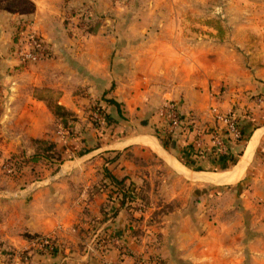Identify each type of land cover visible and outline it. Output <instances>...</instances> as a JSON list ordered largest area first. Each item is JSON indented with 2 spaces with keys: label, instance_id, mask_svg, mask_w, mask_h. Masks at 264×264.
<instances>
[{
  "label": "crops",
  "instance_id": "1",
  "mask_svg": "<svg viewBox=\"0 0 264 264\" xmlns=\"http://www.w3.org/2000/svg\"><path fill=\"white\" fill-rule=\"evenodd\" d=\"M34 2L35 11L28 24L38 29L43 48H50L51 54L31 64L33 68L28 70L32 71L31 84L17 82L0 86V139L4 141L0 143V160L16 153L33 154L37 148L34 138L51 136L55 114L46 99L35 92L36 87H49L58 91L60 104L77 114L78 126L88 135L94 134L85 110L91 99L105 108L118 127L162 130L167 141L179 151L170 153L164 146L167 141L162 140L159 145L153 139H143L165 160L164 164L156 161L146 166L151 180L149 192L154 199L160 195L167 201L183 200L164 213L159 225H144L146 232L138 240L131 232L134 223H131L127 207L122 205V196L114 191V184L106 175V166L101 163L102 157L110 151H93L99 147L78 151L87 161L72 163L69 160L74 159H65L55 175L48 174L49 179L44 176L45 183L33 191L8 197L0 195L2 264H105L106 259L119 257L122 244L136 254L158 253L166 264H264V160L254 173V184L241 188L244 209H237L232 201L233 207H227L231 210L220 212L219 219L209 218L199 205L190 204L191 195L195 191L199 193L200 184L181 179L175 173L169 179L166 164L168 162L182 173L192 171L218 182L223 177L228 181L243 178L245 166L240 165L247 158V152L230 173L210 170L212 164H221V171L235 166L237 162L233 159L240 141L220 151L212 144L209 130L221 122L218 115L231 113L237 117L243 131L252 130L250 135L263 128L259 141L264 140V123L258 125L257 121L262 114L260 111H264V101L254 96L264 91V81L259 79L264 78V66L255 70L239 66L235 71L226 69L218 75L209 65L199 73L198 79L187 80L181 73L179 75L180 58L167 54L154 62L147 40L121 47L117 46L115 38L101 37L96 32L84 40L69 37L65 31L66 13L71 6L85 8L84 0ZM241 6L254 13V17L249 16L240 25L246 33L242 34V41L246 38L261 44L259 55L264 61V0H246ZM174 66L178 69H175L177 76L173 74ZM154 75L164 84L163 89L160 86L162 94L156 107L152 97ZM103 96L114 98L119 104L109 103ZM168 103H174L182 116L175 132L168 129L169 116L164 112ZM141 135L121 136L113 143L128 147ZM257 139L258 135L254 143ZM36 163L21 164V169L36 168ZM126 164L127 168L120 169V174L130 173L135 168L130 162ZM158 168L167 175L157 187L159 189H155L153 175ZM127 178L129 186H125L129 194L134 193L138 181L135 176ZM27 231L54 237L62 246L61 250L42 252L33 239L24 235ZM99 232L116 236L107 241L102 253L89 251L88 243ZM151 232L152 236L154 232L158 236L154 246L147 244L153 238ZM11 249L15 253L9 261L7 251ZM23 254H28L29 258L25 260Z\"/></svg>",
  "mask_w": 264,
  "mask_h": 264
},
{
  "label": "rangeland",
  "instance_id": "2",
  "mask_svg": "<svg viewBox=\"0 0 264 264\" xmlns=\"http://www.w3.org/2000/svg\"><path fill=\"white\" fill-rule=\"evenodd\" d=\"M20 1L0 0V86L6 83L17 82L31 84L33 78L32 71H28L33 68L31 64H35L51 54L50 48H43V44V55L41 59L29 60L23 58L22 51L30 49V33L33 32L39 37L40 35L36 27L34 28L31 26L32 24H28L32 20V13L35 11L36 4L34 0H28L21 4ZM84 1L86 3L85 8L77 9V7L71 6L70 11L66 13L64 20L65 31L69 37L84 40L86 36L96 32L101 37H107L109 39L115 38L117 46L121 47H129L131 43L147 40L146 42H149L148 47H151V52L154 56V62L159 61L161 57H167V54L176 55L177 58H180L179 75L181 73L183 78L187 80L192 79V77L198 79L200 76L199 73H203L205 67L209 65L212 66V71L215 72L216 70V74L218 75L226 69H229L228 71H232L231 69L235 71L239 66L253 68L252 70L264 66V61L259 55L262 45L249 42L246 38L245 41H242V34L245 35L246 33L240 28V25L242 21H247L249 16L254 17V13L246 11V7L242 8L243 6H241L246 0ZM10 3L13 4L12 7L14 8H11ZM14 4H17V6ZM174 67L173 74L177 76L175 72L177 68L176 66ZM198 69H200V72ZM152 79L154 106L159 103L158 99L162 94L160 86L163 89L164 87L162 86L164 84L155 75ZM259 79L264 81V78ZM220 86L222 89L226 87L224 84ZM35 92L37 95L46 99L51 108L55 105L58 98L57 90L49 87H40L37 89L36 87ZM263 92L255 94V99L257 98L256 100H259L260 98V101H264ZM1 100L0 95V102ZM94 112L95 110L92 111V116L90 117L87 114L88 121L91 122L90 125L94 132V134L90 135L81 126H78V116L77 120H71L72 117L69 115V123L66 125L61 117L54 115L51 136L41 137L55 141L54 149L48 152V154L46 152L44 153L43 148L47 144L45 142L39 144L34 141L35 144L38 143L34 152L41 151L39 162L32 159L26 160V156L20 157L19 155H23L24 152L10 155L3 160L1 159L0 195L8 197L29 193L45 183L42 180L44 176L46 177L48 174L55 175L58 166L65 159H74L73 161L69 160L72 163H79L83 160L87 161L85 157L80 156L78 151H90V149L92 151L93 148L99 147L93 151H110L109 154L102 157V164L116 170L117 172L115 173L119 177L126 175L133 179L132 177L135 176V180L138 181V185L134 187V193L131 192L129 194L127 187L126 190L130 196L128 203L132 207V209L128 207V212H133V215L130 216L131 223H134L131 226V232L133 236L141 240V236L146 232L144 225H159L160 222L155 218L157 216L161 217L162 221L164 213H161V209L165 203L170 202L173 207H176L183 200V198H174L171 201H167L162 199L160 195L154 199L150 192H147L149 195L147 203L137 198L138 189L144 188L145 184L151 181L149 178V170L146 169V166L156 163V161L165 163V160L160 155L158 156L155 150L149 145L145 144L143 139H153L159 145H162V140L167 141V139L163 136L162 130H151L141 126L126 130L118 127L117 123L112 125L104 122L103 116L99 118ZM260 113L262 114L258 115V125L264 123V111H260ZM250 131L252 132V130ZM156 132H158L157 135L155 134ZM262 132L263 128H259L252 135L245 138V141L242 140L238 144L237 154L235 156L237 164L235 166L229 167V170L221 171V164H212L210 169L217 173H230L242 160L244 153L247 152V158L244 159V162L240 166H245V169L249 167L247 176H245L244 169L241 175L243 178L240 177L236 180H225L223 182L195 178L191 174L196 175V173L192 171H189L188 174L181 173L166 162L170 171L168 172V178L171 179L175 173L181 179L193 181L196 184L199 183L201 187L199 193L196 191V193L194 192L195 194L192 193L190 204L195 207L199 205L209 218L216 217L219 219L220 212L225 213L226 211H230L231 208L227 207L232 205V201H234L237 209L243 210L245 205L243 203L244 195H240L241 188H250L249 185L254 184V173L257 172L258 166L264 160V140L261 138V141H259ZM64 134L68 136L67 139ZM132 134L143 135L138 136L136 138L137 141L130 142V146L128 147H121V144L113 143L115 139L121 136L129 135L126 137L128 138ZM257 135L258 139L254 143L253 139ZM2 142L4 141L0 139V143ZM166 143L168 144L167 150L170 153L179 151L173 143L169 141ZM250 148L252 150L248 156ZM117 151L120 152L118 153ZM31 154L27 153L26 155ZM115 155H117L116 158L112 160V157ZM107 158L111 160L107 161ZM127 162H130L135 168L132 169V173L123 172L124 174H120V169L124 170L127 168ZM35 163L38 167L32 168L29 166L23 168V170L21 169V164L26 166ZM113 169L112 172H114ZM165 172L162 168H158L156 175H153L155 189H159L157 187L161 186L160 182L164 179V175H167ZM218 176L223 175L218 174ZM46 178L49 179V177ZM240 180L244 181L240 182ZM126 181H129V179L126 178L125 180V185H128ZM251 190H253L252 186ZM114 191L118 192L119 190L115 188ZM120 194L119 191L118 195ZM247 214L250 215V213ZM133 227L139 229L140 232L134 234L132 231ZM149 234L152 236L153 233L151 232ZM113 236L115 237L116 235L102 232L96 233L88 243L87 249L92 252L102 253L107 241L112 239ZM152 237L147 244L154 246L158 239L156 232H154V236ZM52 238L55 240L54 242L52 239L55 244V250L52 252L61 250L62 246L54 237ZM34 245L40 248L36 243ZM122 245L119 257L116 260L106 259L105 264H137L136 261L142 257L149 255L151 257L158 256V253H147V251L136 254L127 246H124V244ZM41 251L45 252L44 249Z\"/></svg>",
  "mask_w": 264,
  "mask_h": 264
},
{
  "label": "trees",
  "instance_id": "3",
  "mask_svg": "<svg viewBox=\"0 0 264 264\" xmlns=\"http://www.w3.org/2000/svg\"><path fill=\"white\" fill-rule=\"evenodd\" d=\"M25 1L27 2L28 0H21L20 1V4L23 3V2H25ZM10 4H11V8H14V7H12L13 4L12 3H10ZM14 5L17 6V4H14ZM27 12H30V11H27ZM102 98L104 100H106L107 102H109V103H117V104H119L118 101H116L114 98H109V97H104V96ZM52 109H53V112L55 113V115L57 117H61L62 118V121L66 125L69 123V119H68V116L69 115L72 117L71 120H77V114L74 111L67 109L65 106H63L62 104H60L58 101H56V103H55V105H53ZM85 110H86V112H87V114H88L89 117L92 116V111L93 110H98L100 112L101 116H103L104 122H106L108 124H112V125L113 124H116V121L114 119H112V118L109 117V115L107 114L105 108L101 104H99V102H94L93 99H91L90 100V103L88 105H86ZM251 133H252L251 131L247 133V132H245V131L242 130V136H241L240 142H242V140L245 141V138H247ZM34 141L38 142L39 144H41V142H45L47 145H45V147L43 148L44 149L43 152L44 153L46 152L47 154H48V152H51L54 149V147H55V141H52L51 139L49 140L47 138L46 139L45 138H34ZM230 145H231V143H229V146ZM164 146L166 148H168V145L166 143H164ZM38 147H39V145H38ZM117 152L119 153L120 151H117ZM23 156H26L27 157L26 160L32 159L34 161L35 160L38 161L41 158V151H35L31 155H28V156L27 155H23ZM116 156L117 155H115L114 157H112V160L115 159ZM106 160L108 161V160H111V159L110 158H107ZM181 160L183 162H185L186 164H189V165L191 164L188 161H185L183 159H181ZM236 161H237L236 158L233 159V162H236ZM105 171H106V175L110 178V180L114 184V187L117 190L120 191L121 196H122V205L125 204L127 206V209H128V207H129V209H132V207L128 203V200H130V196L128 195V192H127L126 186H125V180H126L127 176L124 175L122 177H119V176L116 175V173H113L112 170L109 169V167H106L105 168ZM149 188H150V184L147 183V184H145V187L144 188H142L140 190L138 189V191H137L138 197L137 198H139L142 201H145V203H147L148 200H149V195L147 193V192H149ZM173 208L174 207L172 206V204L170 202L165 203L163 205V208L161 209V213L168 212V211L172 210ZM131 212L132 211L129 212L130 216L133 215V212L132 213ZM155 218L157 219L158 222L161 221V217H158L157 216ZM132 231L134 232V234L137 233V232L138 233L140 232L139 229H135V227L132 228ZM24 235L27 238H30V239H33V240H36V239H39V238L45 236L42 233H38V232L30 233L28 231L25 232ZM51 239H53V238L51 237ZM54 242H55V240H54ZM2 245H3V243L0 240V251H1ZM38 249L39 250L40 249L42 250L43 248H38ZM14 253H15L14 249L8 250L7 251V260L10 261L11 258H13V254ZM0 257H1V253H0ZM155 257H156V259H158V263L157 264H166L165 259L162 258L160 256V254H158V256L156 255Z\"/></svg>",
  "mask_w": 264,
  "mask_h": 264
},
{
  "label": "built area",
  "instance_id": "4",
  "mask_svg": "<svg viewBox=\"0 0 264 264\" xmlns=\"http://www.w3.org/2000/svg\"><path fill=\"white\" fill-rule=\"evenodd\" d=\"M30 49L23 50V58L29 60H38L42 58V43L39 36L35 33H30ZM164 112L169 116V126L170 132L177 131L178 127L181 125L182 116L174 103H168L164 108ZM95 115L97 114L99 118H102L100 112L95 110ZM221 122L213 125L210 128L209 134L211 135L212 144L220 151H226L229 148V143L234 141H240L242 136V129L240 127L239 121L236 116L231 113H225L218 115ZM203 129L200 130V133ZM37 246L43 248L45 252H52L55 250V244L53 243L50 236H43L39 239L34 240ZM28 254L24 255V259H28ZM137 264H157L158 259L156 257L145 256L136 261ZM0 264L2 262L0 261Z\"/></svg>",
  "mask_w": 264,
  "mask_h": 264
},
{
  "label": "bare ground",
  "instance_id": "5",
  "mask_svg": "<svg viewBox=\"0 0 264 264\" xmlns=\"http://www.w3.org/2000/svg\"><path fill=\"white\" fill-rule=\"evenodd\" d=\"M240 166H241V165H240ZM179 172H180V171H179ZM181 173H182V172H181ZM186 174H188V173H186ZM191 175H192L193 177H195V178L198 177V178H200V179L210 180V179H208L207 177L203 176V174H201L203 177L198 176V175H194V174H191ZM204 177H205V178H204ZM226 179H228V178H225V179H224V177H223V178H220L219 181L221 180V181L223 182V181H225ZM227 181H228V180H227Z\"/></svg>",
  "mask_w": 264,
  "mask_h": 264
}]
</instances>
